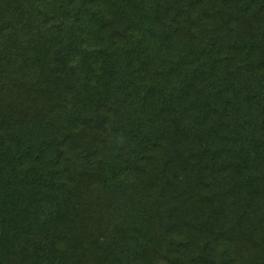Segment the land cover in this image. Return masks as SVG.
Instances as JSON below:
<instances>
[{"label": "trees", "instance_id": "obj_1", "mask_svg": "<svg viewBox=\"0 0 264 264\" xmlns=\"http://www.w3.org/2000/svg\"><path fill=\"white\" fill-rule=\"evenodd\" d=\"M0 264H264V0H0Z\"/></svg>", "mask_w": 264, "mask_h": 264}]
</instances>
